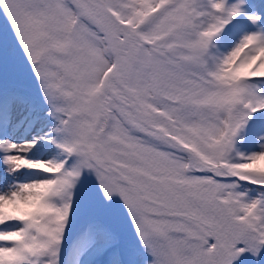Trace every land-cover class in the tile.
Masks as SVG:
<instances>
[{
  "label": "snow or ice",
  "instance_id": "1",
  "mask_svg": "<svg viewBox=\"0 0 264 264\" xmlns=\"http://www.w3.org/2000/svg\"><path fill=\"white\" fill-rule=\"evenodd\" d=\"M0 21V264H264V0Z\"/></svg>",
  "mask_w": 264,
  "mask_h": 264
},
{
  "label": "rangeland",
  "instance_id": "2",
  "mask_svg": "<svg viewBox=\"0 0 264 264\" xmlns=\"http://www.w3.org/2000/svg\"><path fill=\"white\" fill-rule=\"evenodd\" d=\"M0 28H2V21H0Z\"/></svg>",
  "mask_w": 264,
  "mask_h": 264
}]
</instances>
